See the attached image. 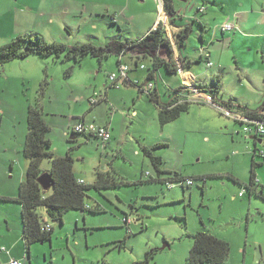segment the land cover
Wrapping results in <instances>:
<instances>
[{
    "label": "rangeland",
    "instance_id": "obj_1",
    "mask_svg": "<svg viewBox=\"0 0 264 264\" xmlns=\"http://www.w3.org/2000/svg\"><path fill=\"white\" fill-rule=\"evenodd\" d=\"M175 2L181 15L177 23L193 28L187 44L177 50L178 55L192 62L191 73L209 87L205 94L216 100L211 89L217 75L224 84L219 101L234 97L253 106H264V37L242 38L250 36H243L246 32L239 30L222 34L226 23H236L239 12L250 7L249 0ZM160 5L161 0H0V48L27 34L40 36L49 44L102 47L113 40L143 38L160 22L163 24L161 15L168 23V36L175 42ZM203 6L208 13L200 12ZM111 16H115L116 23ZM202 51L211 54L212 68L202 61ZM125 63L131 64V60L126 57ZM142 64L147 70L134 71L130 76L145 82L151 63L146 60ZM160 73L153 84L167 103L172 99L170 87L184 84V78L182 74L168 77L164 71ZM112 74H119L117 57L105 60L102 69L100 60L92 56L77 63L63 56L31 55L0 66V195L17 198L26 178L28 161L24 149L29 107L40 98L51 128L52 151L60 157H73L77 179L92 185L100 171L118 185L88 192L87 204L92 208L100 206L101 212L72 211L63 224L51 222L55 226L52 245L37 243L29 258L23 246L13 255L22 264H136L157 249L150 264H187L194 244L190 236L211 230L231 244L226 264H264V200L247 190L240 197L243 189L227 176L232 174L247 184L251 181L253 149L257 146L259 154L264 152V136L263 143L256 144L243 133L239 123L221 114L222 109L213 104L193 103L179 120L161 127L159 107L150 101L148 93L125 85L120 78L118 87L109 90L111 102L93 107L89 97L97 92L101 101ZM46 80L49 84L41 94ZM114 114L117 139L134 144L139 156L129 147L121 156L118 142L104 144L85 135H74L75 140H71V130L80 123L79 117L100 127L113 120ZM139 141L149 147L158 143L169 146L156 152L167 171H178L190 178L213 174L223 178L196 181L186 191L180 186L169 190L165 185L147 183L148 173L158 176L143 155ZM255 161L261 163L256 175L264 187V156ZM51 168L46 159L42 170L45 173ZM44 211L39 209L42 216ZM126 215L130 216V224L125 222ZM7 220L14 226L21 225L19 203L0 201L3 231L7 230ZM3 246L13 251L11 243L0 242V248ZM2 255L1 262L6 264L7 254Z\"/></svg>",
    "mask_w": 264,
    "mask_h": 264
},
{
    "label": "trees",
    "instance_id": "obj_2",
    "mask_svg": "<svg viewBox=\"0 0 264 264\" xmlns=\"http://www.w3.org/2000/svg\"><path fill=\"white\" fill-rule=\"evenodd\" d=\"M162 3L163 12L167 15L170 27L174 29V43L161 22L156 29L151 30L143 38L113 40L102 47H96L93 44H77L73 46H68L63 43L49 44L40 36L27 34L25 36H19L10 44L0 48V66L14 60L28 59L31 55L57 58L63 56L66 60H75L77 63H81L87 56H92L93 58L99 59L101 65L111 57L121 58L132 55L136 57L134 63L135 70L125 64L128 66L129 72L124 84L137 87L140 93H148L150 101L159 107L158 120L161 127H165L179 120L183 114L188 113L193 103L199 105L206 103L193 100L192 98L195 92L191 91V88L186 89V87H180L177 91H173L171 101L165 103L162 101V96L159 89L156 88V85L154 88L153 82H158V77L161 76L160 72L164 71L167 76H174L179 74V71L185 69V67L190 68L193 65L187 58L182 56L176 58V50L184 47L192 35V25H179L177 23L181 20V15L175 7V0H162ZM196 19H194V22ZM111 20L116 23L115 16H111ZM201 58L205 63L211 61L205 57ZM146 60L151 63V67H149L146 74V80L143 82V85L136 84L129 78V75L133 71H146L147 67L142 64ZM121 64L124 63L119 60V69ZM48 84L47 80L42 84L41 94L45 93ZM213 84L215 86L211 90L216 94V100H214L213 104L218 108L231 111L235 108L238 111L241 109L246 111L247 116L254 118L260 117L264 120V113H262L264 106H261L259 110H252L249 106L236 104V100L234 101L233 99L219 101L217 99L219 98L218 94L224 88L221 77L215 76ZM150 85H152V88L149 87ZM117 87L118 84L112 86V88ZM185 89L188 95L183 98L181 92L185 91ZM195 89L201 94L209 91L208 86L201 84L197 88L195 87ZM221 114L224 113L222 112ZM79 122V124H85V118H80ZM50 130L51 128L46 120L40 98L38 103L30 105L29 107L28 135L24 149V154L28 161L26 178L20 185L17 198L0 195V201H14L21 206L23 238L27 251L34 244L51 242L54 234V228L51 222H60L63 224L64 218L68 213L72 211L81 213L101 212L100 206L92 208L87 204L86 200L90 190L102 191L118 186L116 182L111 180L107 173L100 171L98 172L97 181L94 184L88 186L81 184L74 173L73 157L70 154L65 157H60L52 151V141L49 138ZM71 134H73L71 140L74 135H85L99 139L95 134L76 133L74 131ZM254 139L255 143L259 140L258 137H254ZM140 145L143 155L150 160L158 176L155 178L149 174L148 177L150 179L147 180V183L165 185L168 189L171 186H180L186 191L187 188L193 187L196 181L206 183L208 179L219 178L217 175L190 178L180 172L167 171L164 169L165 162L163 158L156 154L159 149L168 147L167 145L156 144L147 147L141 142ZM256 151L253 152L254 162L251 171V181L247 184L233 176H229V178L242 189H246L250 195H256L264 200L263 186H260L261 182L258 185L255 184V180L258 179L256 168L261 165V163H256L255 160L264 155L259 154V150ZM46 159H49L52 165L51 170L45 172L51 176L52 182L49 191H44L39 183L40 177L44 174L42 165ZM189 181L193 182L192 186L188 185ZM127 185L131 186V184ZM39 209L45 210L47 219L40 214ZM126 216L125 219H130L129 215ZM47 225L52 227L50 232L43 231V228ZM190 237L194 240V244L187 259V264H225L228 261L231 253V245L227 241L216 237L207 230H201ZM122 246H124V242H122ZM157 251V249H153L148 252L144 260L136 264H150L155 258Z\"/></svg>",
    "mask_w": 264,
    "mask_h": 264
},
{
    "label": "crops",
    "instance_id": "obj_3",
    "mask_svg": "<svg viewBox=\"0 0 264 264\" xmlns=\"http://www.w3.org/2000/svg\"><path fill=\"white\" fill-rule=\"evenodd\" d=\"M215 4H218L217 2H214ZM160 6H162V8H163V3H162V0H161V5ZM249 8H251V10L248 8V9H246V10H241L239 13H240V18L239 19H237L236 20V23H234V24H236V26L238 27V29L237 30H239L240 32H246L243 36H250V37H242V38H252V39H255V38H261V37H264V23L262 22V21H264V0H263V3L261 4V5H259V4H256L253 0H249ZM175 7H176V9L178 10L179 8L177 7V5H176V2H175ZM179 11V14H180V10H178ZM201 11L203 12V13H208L209 11H208V8L207 7H205V6H203L202 7V9H201ZM200 11V12H201ZM212 13H214L215 14V12L214 11H211ZM164 15V17L167 19V21H168V18H167V15H166V13H164L163 14ZM249 17V19L247 20V19H245V18H248ZM160 18L164 21L163 22V24H164V26H165V28H166V25H168V23L165 21V19H163V17H162V15L160 16ZM160 18H159V20H160ZM230 23V22H229ZM231 23H233V22H231ZM261 28H263L262 30H260ZM151 30H153V29H151ZM166 30H167V28H166ZM173 30V32H174V29H172ZM236 30V31H237ZM236 31H233V32H236ZM168 33V32H167ZM225 33H227V32H223L222 31V34H223V36H225ZM238 37H236V39H237ZM174 43V42H173ZM260 48V46L259 47H257V49H259ZM206 53H204V51H202V56L201 57H203V55H205ZM210 54V53H209ZM262 61H263V65H264V60H263V56H264V51H262ZM178 51L176 50V58H178ZM126 57H128L130 60H131V64H128V63H125V58ZM134 58V59H133ZM212 59V56H211V54H210V60ZM119 60H121L122 61V63H124V64H127L130 68L132 67V69H134L135 70V66H133L134 65V63H135V61H136V57H133L132 55H127V56H125V57H121V58H118V61ZM102 67H103V63H102V65H101V69H102ZM192 68H193V66H191L190 68H186L185 67V69H183L182 70V72L181 73H179V74H182V78H184V80H183V82H184V84H179V83H177L176 84V86L177 87H170V89H171V92H172V94H173V91H177V89H179L180 87H186V89H188V88H191L192 90L191 91H193L194 92V90H196L195 89V87L197 88L200 84L201 85H204V83H203V80H200L199 79V77L198 76H195V75H193L192 73H191V70H192ZM212 68V67H211ZM134 72V71H133ZM132 72V73H133ZM137 72V71H136ZM179 74H177V75H174V76H178ZM160 75H162V74H160ZM174 76H168V77H174ZM217 76V75H216ZM129 78L133 81V82H135L136 84H140V85H143V82L142 81H140L139 79V77H136V79H133V77H132V75L130 76L129 75ZM106 86H107V89H106V91H105V97L104 98H102L101 99V101H99V103L98 104H96V105H93V107H96V106H98V105H100L102 102H108V103H110L111 102V100L109 99V96H110V92H109V90H111V89H115V88H112V83L109 81V82H107L106 83ZM145 87V86H144ZM158 88V87H157ZM186 89H185V91H182L181 92V94H182V96H183V98H185L188 94H187V91H186ZM263 90H264V87H263ZM146 91H147V89H146ZM191 94V93H190ZM94 95H97L98 96V94H97V92H95V94ZM94 95L93 96H91V97H89L90 99L91 98H93L94 97ZM208 96V95H207ZM100 98V97H99ZM106 98V99H105ZM231 99H233L235 102H236V104H240V105H243V106H249V108L250 109H254V110H259L260 109V106H253L251 103H249V102H247V101H243V100H241V99H237V98H234V97H230ZM89 99V100H90ZM112 103H117V101L116 102H112ZM114 105V104H113ZM214 105V104H213ZM263 106V105H262ZM232 112H234V113H237V114H241V115H246V111H244V110H236V108L232 111ZM262 113H263V111H262ZM134 116H138V112L137 111H134ZM113 117V120L111 119L106 125H102L101 124V126L100 127H108L109 128V130H110V132H111V134H112V140L110 141V142H107V143H110V145H113L112 143H115V142H118V145H117V147H118V149L120 150V153H121V156H125L124 155V150H126V147H129L130 149H131V152H133L134 154H136V155H138L139 153H138V150H137V148L134 146V144H132L130 141L128 142V141H123V140H120L119 141V139H117V137H118V132H119V130L117 129V127H116V117H115V114L112 116ZM79 118H85L84 116L83 117H79ZM236 121V120H235ZM237 123H239L238 121H236ZM85 124H87L86 123V118H85ZM241 126H242V124L241 123H239ZM79 125V124H78ZM77 125V126H78ZM243 127V126H242ZM75 129V128H74ZM74 129H72L71 131H74ZM68 135V134H67ZM136 139V138H135ZM252 139V138H251ZM99 140V139H98ZM253 140V139H252ZM100 142H101V140H99ZM124 142H126V143H124ZM128 142V143H127ZM106 143V144H107ZM139 143H140V141H139ZM257 143H258V141H257ZM105 144V143H104ZM159 144V143H158ZM161 144V143H160ZM147 146V145H146ZM168 146V145H167ZM147 147H149V146H147ZM169 147V146H168ZM139 156V155H138ZM178 172V171H177ZM150 173H148V175H149ZM151 175V174H150ZM213 175H217L219 178H215V179H221V178H223V176L221 177V175L220 174H213ZM152 176V175H151ZM227 176L229 177V176H233V177H235L234 175H232V174H227ZM235 178H237L238 180H241V179H239L238 177H235ZM211 179H214V178H211ZM242 181V180H241ZM79 182H82V181H79ZM244 182V181H243ZM234 184L235 185H237L235 182H234ZM204 187V186H203ZM202 187V188H203ZM174 187H169V190H171V189H173ZM204 189V188H203ZM203 189H202V191H203ZM263 189H264V187H263ZM240 195V194H239ZM43 217L44 218H46L47 219V215H46V213H45V211H44V214H43ZM66 217V216H65ZM85 217V216H84ZM53 228H54V234H55V226L53 225ZM209 229V228H208ZM211 231V230H210ZM209 231V232H210ZM211 234H213L212 232H210ZM54 234H53V237H54ZM214 235V234H213ZM217 237V236H216ZM218 238H220V239H223V238H221V237H219L218 236ZM223 240H225V241H227L228 242V239H226V238H224ZM0 242L1 243H11V245H13V247H12V249H13V251L11 252H9L8 251V249L7 248H5V246H3V247H1L0 248V264H2V262H1V258H3L4 256L2 255L3 253H6L7 254V257H8V259H7V261L5 262L6 264H9V262H11L12 260H19V258L18 257H16V256H14L13 254H14V251L16 250V249H20V248H22V246H23V250H24V252H26L27 253V255H28V258L31 256V254H32V256H33V253H31V250H33V248H34V246L35 245H37V244H34V245H32L31 247H30V249H29V251H27V249H26V246H25V242H24V238H23V227H22V222H21V225H18V227L17 226H14V223L12 222V221H9V220H7V230L6 231H3V230H1V228H0ZM52 242H53V239H52V241L50 242V245H52ZM229 243V242H228ZM231 245V244H230ZM3 248H5V250L6 251H3ZM3 252V253H2ZM17 258V259H16ZM20 261V260H19ZM30 261H31V259H30ZM227 263V262H226ZM225 263V264H226Z\"/></svg>",
    "mask_w": 264,
    "mask_h": 264
},
{
    "label": "built area",
    "instance_id": "obj_4",
    "mask_svg": "<svg viewBox=\"0 0 264 264\" xmlns=\"http://www.w3.org/2000/svg\"><path fill=\"white\" fill-rule=\"evenodd\" d=\"M237 29H238V27L234 23H226L222 27L223 32H233V31H236ZM204 57L207 59H210V54L209 53L205 54ZM206 64H207V67H209V68L214 66V64L211 61L209 63H206ZM119 70H120L119 74H112L109 77V81L112 83V85L118 84L119 78L121 80L125 81L128 77L129 68L127 65L121 64ZM181 72H182V70L179 71V73H181ZM149 87L152 88V85H150ZM194 92H195V95L192 98L193 100L202 101L206 104H213L214 103V100L211 97L207 96L206 94H201L197 90H194ZM98 101H99V97L96 96V97L92 98L90 102L92 105H95L98 103ZM222 112L227 117L233 118L234 120L241 123L243 126V133L245 135H247L249 137H258V138L264 136V120H262L260 117L254 118V117L247 116V115H241V114L234 113L231 110H227V109H222ZM74 132L85 133V134H95L104 143L109 142L112 138V134H111L108 127H97L94 124H88V125L79 124L74 129ZM261 155H264V152H262ZM260 182H261L260 179L255 180L256 185L260 184ZM80 183L83 184V182H80ZM188 185L192 186L193 182L189 181ZM171 187H173V186H171ZM245 193H246V189H243L240 192V197H243L245 195ZM125 222L130 224V219H125ZM51 228L52 227L50 225H47L46 227L43 228V231L50 232ZM3 251H6L5 248H3ZM9 264H22V263L19 260H12L11 262H9Z\"/></svg>",
    "mask_w": 264,
    "mask_h": 264
},
{
    "label": "water",
    "instance_id": "obj_5",
    "mask_svg": "<svg viewBox=\"0 0 264 264\" xmlns=\"http://www.w3.org/2000/svg\"><path fill=\"white\" fill-rule=\"evenodd\" d=\"M75 139L74 137H72V140ZM258 143L262 144L263 141L259 140ZM51 176L48 173H44L42 174V176L39 179V183L41 185V187L43 188L44 191H49L51 189ZM169 247V245L167 244L165 248Z\"/></svg>",
    "mask_w": 264,
    "mask_h": 264
},
{
    "label": "flooded vegetation",
    "instance_id": "obj_6",
    "mask_svg": "<svg viewBox=\"0 0 264 264\" xmlns=\"http://www.w3.org/2000/svg\"><path fill=\"white\" fill-rule=\"evenodd\" d=\"M256 144H258L257 142H256ZM256 146V145H255ZM254 150V152H257L256 150H258V148H257V146L253 149Z\"/></svg>",
    "mask_w": 264,
    "mask_h": 264
},
{
    "label": "clouds",
    "instance_id": "obj_7",
    "mask_svg": "<svg viewBox=\"0 0 264 264\" xmlns=\"http://www.w3.org/2000/svg\"><path fill=\"white\" fill-rule=\"evenodd\" d=\"M201 12H202V11H201ZM250 138H252V139L255 141L254 137H250ZM259 140H261V138H259ZM259 140H257V141H259ZM257 141H256V142H257Z\"/></svg>",
    "mask_w": 264,
    "mask_h": 264
}]
</instances>
